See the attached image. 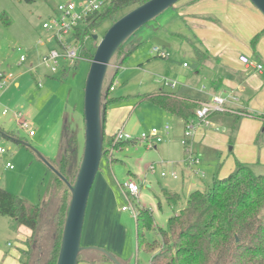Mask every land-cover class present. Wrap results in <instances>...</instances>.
Masks as SVG:
<instances>
[{
	"label": "rangeland",
	"instance_id": "rangeland-1",
	"mask_svg": "<svg viewBox=\"0 0 264 264\" xmlns=\"http://www.w3.org/2000/svg\"><path fill=\"white\" fill-rule=\"evenodd\" d=\"M67 1L0 0V72L6 75L11 74L4 87L0 89V129L9 133L8 136L25 143L3 136L0 131V146L7 149V152L0 157V187L33 205H41L48 196L53 174L43 158L52 160V157L57 155L64 134V125L68 127V132L76 134L81 154L84 144L83 95L91 59L79 60L77 66L66 76L60 72L50 75L43 70L47 77L42 79L43 85L40 88L37 87L31 72L27 71L30 60L43 50V46L38 44L39 36L46 35L42 27L43 23L50 19L59 4ZM73 1L78 3L80 0ZM131 8L121 9L117 16L120 17ZM172 10L173 7L167 8L126 39L125 46H133V49L120 65L109 93L110 97L117 98L113 108L130 107L132 114L134 113L133 116L138 117L140 128L135 133L149 132L152 127L162 128L165 125L171 128L169 134L163 135V141L156 148L147 149L139 144L128 143L122 147V151L114 150V154L123 161L119 163L121 172L120 174L117 172V181H122L123 177H128L133 172L139 177V195L128 202L123 193L124 206L129 208L135 206V202L141 196V200L147 204L148 209L153 210L151 221L154 226L150 230L145 228L142 221L139 223V229L150 243L162 241L161 229L167 228L168 217L176 213L178 208L186 202L190 191L195 188L210 187L216 175L220 178L228 176L233 171L236 160L248 163L257 174H264L263 118L260 120V117L253 116L260 121V125L256 132H252L254 133L251 134L252 139L246 137L235 146L236 140L233 137L229 144L217 150L196 140V131L200 125L196 131L187 135L186 132L189 130L179 121L178 129L174 130L175 123L171 120L160 121L154 117L152 110H157V105L142 100V94L160 88L161 83L155 81V78L165 74L162 65H158L162 64L161 62L177 61L181 65L188 64L189 68L195 66L191 46L167 34L172 31V28L180 25L173 17L171 18ZM110 25L111 20L108 18L94 30V34L98 35L97 43ZM151 34H157L170 42L171 45L165 48L169 54L168 58L153 59L155 54L151 51L153 47L149 38ZM86 40L85 44L92 47L89 37ZM69 41L72 39L70 38ZM22 54H26L28 59L21 64ZM154 60L157 61L155 68L152 67ZM115 64L117 63L113 61L109 66V75L113 73ZM16 81L19 86L14 84ZM163 88L169 90L168 86ZM47 103L52 108L56 107L58 110L61 108V119L54 133L52 132L53 134L51 133L41 144H38L35 138L30 137L20 128L13 118V113L20 111L26 120L32 122L40 107ZM65 105L66 115L62 118ZM4 109H8L6 114H2ZM174 117L180 120L177 116ZM193 121L196 123L198 120L194 118ZM121 126L122 124L117 129ZM222 134L228 133L222 132ZM108 135L109 132H106L107 137ZM184 140H186L187 149ZM168 146L171 147V151H164V147ZM231 147H233L232 150ZM190 153L200 160L199 165L194 167L188 165ZM103 157L101 165L105 162ZM139 157L142 161H139ZM7 161L14 166L12 169L5 167ZM117 164L115 166H118ZM151 165L154 166L153 169L150 168ZM173 171L177 173L176 179L168 175ZM162 172L166 175L162 176ZM192 176L196 179L195 185L190 183ZM129 179L131 178L126 180ZM117 181L115 183L119 188ZM164 190L179 195L177 205L166 201ZM52 207L45 213L43 222L34 237L36 248L32 251L29 264H43L46 259V249L54 228ZM123 216L134 238L133 251L130 254L132 264H150L152 253L143 248L142 244L139 249L136 247L135 238L138 227L136 228V219L131 210L123 212ZM31 240L30 236L24 237V232L11 217L0 214V264H22L18 254L22 244H25L24 247L27 248V241L31 242Z\"/></svg>",
	"mask_w": 264,
	"mask_h": 264
},
{
	"label": "crops",
	"instance_id": "crops-1",
	"mask_svg": "<svg viewBox=\"0 0 264 264\" xmlns=\"http://www.w3.org/2000/svg\"><path fill=\"white\" fill-rule=\"evenodd\" d=\"M172 7L173 16L171 18L173 17L180 25L177 28H172V31L167 32V34L191 46L195 66L189 68L188 64L185 65L186 63H183L181 65L177 61L161 62L162 64L158 65H162L165 74L158 75L155 78V81L161 83L160 88L146 93H171L180 98L192 100L198 106L201 102L210 99L212 95L225 97L228 100V107L246 111L250 116L238 115L239 119L236 122L235 130H233L232 122L237 114H232L231 112L215 113L209 117L215 126L200 125L196 131V140L221 150L225 144L231 142L233 137L236 140L235 146L239 145V142L245 140L246 137L252 139L251 134H254L252 132H256L257 127L260 125V121L254 119L253 116L258 118L259 116H264V35L253 42L255 35L264 29V15L250 0H179ZM166 24L168 25V23ZM153 36L159 35L151 34L149 38ZM162 39L170 44L167 39L163 37ZM46 49L47 47H43V50L37 53L30 61L37 60ZM240 55H247L251 63L246 65L241 62L239 59ZM155 58L153 56V59ZM156 62V60L153 61V68L157 66ZM258 63L262 64V69L255 68V64ZM163 70L161 71L163 72ZM31 74L36 81V85L39 80L47 77L43 70H38L36 73ZM164 79L177 83L175 86H171L166 84ZM14 84L19 86L17 81ZM163 85L168 86L169 90H165ZM112 98L117 99L116 97ZM115 102L116 100L106 110L105 134L109 132L111 136L121 124V127L126 128V131L138 134L135 133L140 128L138 117L133 116L134 113L132 114L130 107L113 108L116 104ZM156 108L157 110H152L154 117L160 119V121L171 120L172 123H175L174 130L178 129L179 121L185 126L184 119L177 116L180 119L177 120L174 117L176 115L159 106H156ZM66 110L65 105L62 118L65 117ZM60 114L61 108L59 110L56 107L52 108L49 103L42 105L34 116L33 121L30 122L35 131V134L30 137L35 138L37 143L41 144L60 122ZM261 117L260 120L262 119ZM194 118L195 116L191 117L189 121L194 120ZM170 129L167 134H169ZM0 131L3 136H5L4 134H9L4 129H0ZM222 132H227L228 134L223 135ZM109 135L108 137L106 136L108 141ZM128 143L146 147L143 143L128 141L123 146H120L118 150L122 151V147ZM160 143L155 144L152 148H156ZM230 149L232 150L233 147ZM164 151H171V147H164ZM55 157L56 155L52 159ZM103 158H105V162L101 165V159L100 169L90 191L81 243L83 245L104 247L119 258L123 264H132L130 254L133 251L134 238L130 233L127 221L124 220L123 212H128L129 210H122L124 207V191L120 185L127 178H131L138 183L139 177L133 172L128 177H123L122 181H117V172L119 174L121 172L119 163H123V161L114 154V151ZM48 160L50 161V159ZM139 161H142V158L139 157ZM115 164L118 166H115ZM168 175L174 179L177 178L173 177L171 172ZM114 179L120 189L116 186ZM190 183L192 185L196 184V179L193 176ZM196 189L201 188H195L192 191ZM169 192L174 193L172 191ZM177 203L174 205H177ZM184 204L178 208V211ZM133 207L139 212L138 215H141L142 220L149 222L150 230L154 226L151 221L153 210L148 209L147 204L141 200V196ZM19 229L24 232L25 238L32 233L29 228L23 225H20ZM146 238L144 234L143 248L150 251L153 255L158 251L156 245L158 242L150 243ZM135 239L136 247L139 249L137 235ZM24 245L22 244V249H25ZM96 253L95 251L84 252V258L78 264H112L101 260L102 256Z\"/></svg>",
	"mask_w": 264,
	"mask_h": 264
},
{
	"label": "trees",
	"instance_id": "trees-1",
	"mask_svg": "<svg viewBox=\"0 0 264 264\" xmlns=\"http://www.w3.org/2000/svg\"><path fill=\"white\" fill-rule=\"evenodd\" d=\"M146 1L148 0H109L106 8L95 14L83 31H77L81 40L80 55L84 58H93L97 41L92 35L103 20L110 18L112 24L122 16H117L121 9L127 7L133 9ZM262 35L264 29L255 35L253 42ZM86 37H89L92 47L85 44ZM124 42L112 56L111 65L113 61L117 63L113 73L109 75L107 70L104 80L102 93L104 128L106 110L116 100L109 97L116 73L133 49V46H125ZM66 74L67 72L63 73V76ZM141 98L184 119L185 125L195 116L198 107L192 100L166 92L144 93ZM215 113L218 112L211 113L209 117ZM234 117L233 130L239 119L238 115ZM261 118L264 119V116ZM67 129L68 127L64 125L58 154L50 162L61 176L73 184L80 166L81 152L76 134L68 132ZM125 142L128 141L120 142L119 146H123ZM107 143L104 134L103 156L109 153ZM52 174L53 181L48 196L41 205L29 204L0 187V214L11 217L18 226H26L32 232L31 242L27 241V248L19 252L22 264L30 263L32 251L36 248L34 237L45 213L52 206L54 228L43 264H56L71 193L66 182L55 173ZM164 196L173 204L180 199L178 194L166 190ZM141 221L145 228L150 227L149 222H145L141 215H138L139 247L144 237V233L139 229ZM161 235L162 241L156 244L158 251L152 255L150 264H264V174H257L248 163L236 160L234 169L228 176L220 178L216 175L210 187L192 191L184 206L169 217L167 228L161 229ZM84 252L80 254L78 262L83 260ZM99 254L102 256L101 260L111 262L106 256Z\"/></svg>",
	"mask_w": 264,
	"mask_h": 264
},
{
	"label": "water",
	"instance_id": "water-1",
	"mask_svg": "<svg viewBox=\"0 0 264 264\" xmlns=\"http://www.w3.org/2000/svg\"><path fill=\"white\" fill-rule=\"evenodd\" d=\"M179 0H148L131 9L104 32L98 41L87 73L83 95L84 144L80 166L73 184H70L55 169L53 164L43 158L49 169L66 182L70 190V201L61 234L60 247L56 264H78L79 256L84 251H95L106 256L112 264H123L112 252L97 245H83L82 231L86 208L95 177L100 169L103 156L105 128L103 127L104 107L102 93L105 76L111 59L117 48L136 30L154 19L167 8L174 6ZM264 15V0H250ZM92 38L98 40V35ZM153 45L167 48L170 44L159 36L150 40ZM5 136L25 144L23 141Z\"/></svg>",
	"mask_w": 264,
	"mask_h": 264
},
{
	"label": "built area",
	"instance_id": "built-area-1",
	"mask_svg": "<svg viewBox=\"0 0 264 264\" xmlns=\"http://www.w3.org/2000/svg\"><path fill=\"white\" fill-rule=\"evenodd\" d=\"M109 4V0H80L76 3L73 0H68L65 3L59 4L54 10V14L49 20L45 21L42 25L45 34L39 36L38 44L43 47H47L46 51L41 53L37 60L30 61L27 65V71L36 73L38 70H46L47 74H61L70 72L77 66L79 60L83 59L80 55L81 40L77 35V31H83L84 28L90 23L92 17L103 11ZM72 41H69V39ZM87 37L85 38V40ZM20 50V48H19ZM155 56L160 58H168L169 54L160 46L154 45L152 49ZM26 54L20 56V63L27 61ZM239 59L244 64H250V59L247 55H240ZM186 65V64H185ZM256 69H262V64H255ZM11 74L6 75L4 72H0V89L4 87L9 80ZM166 79V78H165ZM164 79V80H165ZM165 83L171 86H175L177 82L165 80ZM43 85L42 80L37 82V86ZM112 89V87H111ZM227 98L220 95H212L210 99L203 101L195 110V118L198 120L196 123L193 120L187 122L185 127L189 130L187 135L196 131L199 125L215 126L210 121L209 115L213 112H231L237 115L250 116V114L241 109H232L227 106ZM8 109H4L2 114H6ZM16 123L25 130L29 136L35 134L31 123L26 120L20 111H14L13 113ZM169 126L165 125L163 128L152 127L149 132L142 131L139 134H133L121 127L117 129L109 138L106 144L109 154H112L114 150L120 148L119 143L122 141H133L143 143L147 148H152L155 144L163 141V135L169 131ZM185 148L187 149L186 140H184ZM7 152V149L0 146V157ZM200 160L192 153L188 156V165L194 167L199 165ZM5 167L12 169L14 166L9 162H5ZM153 165L150 166L153 169ZM166 175L162 172V176ZM173 177H177L175 172H171ZM121 188L124 191L125 196L130 202L132 199L137 198L139 195V184L129 179L121 183ZM124 206L122 210H131L133 217L137 220L138 212L133 207Z\"/></svg>",
	"mask_w": 264,
	"mask_h": 264
},
{
	"label": "flooded vegetation",
	"instance_id": "flooded-vegetation-1",
	"mask_svg": "<svg viewBox=\"0 0 264 264\" xmlns=\"http://www.w3.org/2000/svg\"><path fill=\"white\" fill-rule=\"evenodd\" d=\"M58 154V153H57Z\"/></svg>",
	"mask_w": 264,
	"mask_h": 264
}]
</instances>
